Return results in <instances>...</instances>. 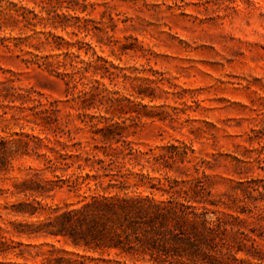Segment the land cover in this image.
Masks as SVG:
<instances>
[{
    "label": "rangeland",
    "instance_id": "1",
    "mask_svg": "<svg viewBox=\"0 0 264 264\" xmlns=\"http://www.w3.org/2000/svg\"><path fill=\"white\" fill-rule=\"evenodd\" d=\"M94 196L206 211L209 262L264 264V0H0V264H208L54 235Z\"/></svg>",
    "mask_w": 264,
    "mask_h": 264
},
{
    "label": "trees",
    "instance_id": "2",
    "mask_svg": "<svg viewBox=\"0 0 264 264\" xmlns=\"http://www.w3.org/2000/svg\"><path fill=\"white\" fill-rule=\"evenodd\" d=\"M181 154L184 156L185 150ZM150 156L154 157V154L151 152ZM206 215V211L199 214L196 208L179 203L169 207L151 199L94 196L82 207L56 216L54 235L65 237L75 247L91 252L116 250L118 254L132 256L137 253L135 247L139 245L141 252L154 260L169 254L166 243L170 241L187 247L183 251L175 250L172 256L190 257L212 264L209 260L213 257L205 251H216V233L214 223ZM139 220L145 226L141 236L133 228ZM226 254L233 263L244 264L231 250ZM55 263L110 264L112 261L100 254L98 258L76 256L56 260Z\"/></svg>",
    "mask_w": 264,
    "mask_h": 264
}]
</instances>
